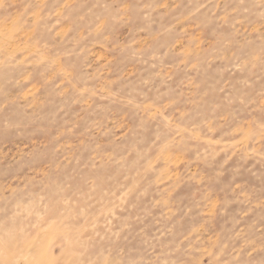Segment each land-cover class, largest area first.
Returning <instances> with one entry per match:
<instances>
[{"label": "rangeland", "instance_id": "374dc122", "mask_svg": "<svg viewBox=\"0 0 264 264\" xmlns=\"http://www.w3.org/2000/svg\"><path fill=\"white\" fill-rule=\"evenodd\" d=\"M0 264H264V0H0Z\"/></svg>", "mask_w": 264, "mask_h": 264}]
</instances>
